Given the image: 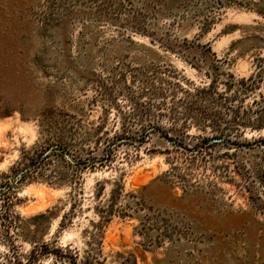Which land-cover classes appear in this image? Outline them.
<instances>
[{
    "label": "rangeland",
    "instance_id": "1",
    "mask_svg": "<svg viewBox=\"0 0 264 264\" xmlns=\"http://www.w3.org/2000/svg\"><path fill=\"white\" fill-rule=\"evenodd\" d=\"M0 264H264V0H0Z\"/></svg>",
    "mask_w": 264,
    "mask_h": 264
},
{
    "label": "trees",
    "instance_id": "2",
    "mask_svg": "<svg viewBox=\"0 0 264 264\" xmlns=\"http://www.w3.org/2000/svg\"><path fill=\"white\" fill-rule=\"evenodd\" d=\"M262 74H263V69H259V71L257 72L256 75H254V77L250 78L247 81L243 80L242 82H240L239 83L240 87L243 88V91H248L249 88L254 87L255 80H256L255 78L257 76H262ZM217 129H218L217 130L218 132H215L211 136L198 137L197 144L194 147L190 148V151H195V152L196 151H202V149L206 148V146L209 145L210 143L216 144L218 140H221L222 142L224 141L223 143H225L226 140H224V139H228V141H230L232 139V138H230V136H231L230 134L232 133L233 128H228V129L227 128L226 129L225 128H217ZM240 132L242 133V130L240 128H237L236 135H238V133H240ZM44 155H45V153L41 154L40 158ZM93 160L94 159H90V160L86 159L84 161L80 160L79 161L80 163L78 161L74 160V162L78 163L80 165L84 164V165L88 166V165H92L95 163V162L92 163ZM28 172H29L28 169L21 171L19 174H17L15 176V178H13L12 181H10V183L12 184L18 180H22L24 177H26V174H28Z\"/></svg>",
    "mask_w": 264,
    "mask_h": 264
}]
</instances>
